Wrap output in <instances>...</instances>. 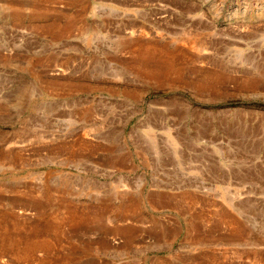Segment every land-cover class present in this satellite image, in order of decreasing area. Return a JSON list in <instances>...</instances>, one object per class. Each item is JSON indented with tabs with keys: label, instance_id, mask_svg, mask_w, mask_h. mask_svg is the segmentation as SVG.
Wrapping results in <instances>:
<instances>
[{
	"label": "rangeland",
	"instance_id": "1",
	"mask_svg": "<svg viewBox=\"0 0 264 264\" xmlns=\"http://www.w3.org/2000/svg\"><path fill=\"white\" fill-rule=\"evenodd\" d=\"M0 264H264V0H0Z\"/></svg>",
	"mask_w": 264,
	"mask_h": 264
},
{
	"label": "bare ground",
	"instance_id": "2",
	"mask_svg": "<svg viewBox=\"0 0 264 264\" xmlns=\"http://www.w3.org/2000/svg\"><path fill=\"white\" fill-rule=\"evenodd\" d=\"M147 51V50H146ZM146 53H148V52H146ZM158 62V64L159 65H157L156 63ZM155 61L154 63H152L153 65H155L157 68L155 69V71H152V73L153 72H158V73H162L161 75H167V73H169L170 72V62H168V61ZM149 63V62H148ZM144 69H146V68H144ZM150 69V68H149ZM152 70V69H151ZM147 71H148V69H147ZM145 72V71H144ZM149 73H150V71H149ZM165 73V74H164ZM151 74V73H150ZM208 78V77H207ZM203 84L204 85H207L208 84V82L205 80H203ZM208 85H210V84H208Z\"/></svg>",
	"mask_w": 264,
	"mask_h": 264
}]
</instances>
